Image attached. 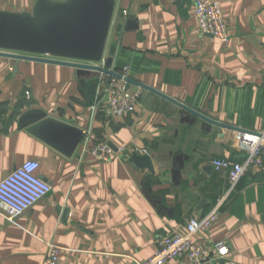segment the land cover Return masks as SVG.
Returning a JSON list of instances; mask_svg holds the SVG:
<instances>
[{
  "label": "crops",
  "instance_id": "0c3cea01",
  "mask_svg": "<svg viewBox=\"0 0 264 264\" xmlns=\"http://www.w3.org/2000/svg\"><path fill=\"white\" fill-rule=\"evenodd\" d=\"M216 1L229 26L226 43L201 33L194 0H116L106 56L114 46L115 69L129 66L131 78L216 121L262 132L264 0ZM36 2L0 0V10L31 12ZM98 81L96 71L0 56V181L36 159L52 186L15 221L0 214V264H47L49 241L63 247L60 264L144 261L158 251L160 234H185L191 217L228 192L227 173L214 161L244 160L235 130L142 87L135 111L110 119L92 109ZM34 108L91 132L112 158L81 144L68 157L19 129ZM134 154H148L153 169L138 167ZM194 240L226 242L228 259L264 264V169L241 178L218 220ZM165 264L186 263L179 256Z\"/></svg>",
  "mask_w": 264,
  "mask_h": 264
},
{
  "label": "water",
  "instance_id": "95a60500",
  "mask_svg": "<svg viewBox=\"0 0 264 264\" xmlns=\"http://www.w3.org/2000/svg\"><path fill=\"white\" fill-rule=\"evenodd\" d=\"M115 6L116 0H37L31 12L0 10V56L69 66L76 68L79 74L96 71L121 78V74L113 69L116 47H111L106 56ZM132 19L128 20L130 25ZM127 81L135 87L151 90L217 126L250 131L216 121L134 78L127 77ZM18 128L27 129L68 157L74 155L85 134L83 129L37 108L20 116ZM130 160L142 169H153L148 154H134ZM67 213L68 210L65 215Z\"/></svg>",
  "mask_w": 264,
  "mask_h": 264
},
{
  "label": "built area",
  "instance_id": "2783aa9c",
  "mask_svg": "<svg viewBox=\"0 0 264 264\" xmlns=\"http://www.w3.org/2000/svg\"><path fill=\"white\" fill-rule=\"evenodd\" d=\"M194 7L201 33L212 35L224 43L228 42L229 26L223 17L220 4L216 0H194ZM113 69L122 77L99 72L98 99L92 106L93 110H101L110 119L132 114L140 96V91L133 92L127 81V77H130L129 66L119 69L113 67ZM233 135L238 148L245 153L244 160L232 162L227 159H216L214 161L217 169L225 170L227 173L228 192L217 199L207 214L200 218L191 217L185 234L172 232L160 234L159 248L155 255L144 261H134L133 264H165L179 256L185 259L186 264H207L208 260H213L217 264H241L228 259L230 248L226 242H216L210 247L194 240L197 234L208 233L211 226L218 220L222 208L241 178L251 170L264 169V131L235 130ZM80 144L84 150H90L93 155L104 161L110 160L114 154L108 143L94 142L91 132H85ZM39 170V161L29 159L0 181V214L9 221H15L51 192L52 186L39 174ZM47 246V264H60L63 247L53 241L47 242Z\"/></svg>",
  "mask_w": 264,
  "mask_h": 264
},
{
  "label": "rangeland",
  "instance_id": "374dc122",
  "mask_svg": "<svg viewBox=\"0 0 264 264\" xmlns=\"http://www.w3.org/2000/svg\"><path fill=\"white\" fill-rule=\"evenodd\" d=\"M130 88H131V90H132L133 92H136V91H138L137 89H135L136 87H133V85H132V84H130Z\"/></svg>",
  "mask_w": 264,
  "mask_h": 264
}]
</instances>
